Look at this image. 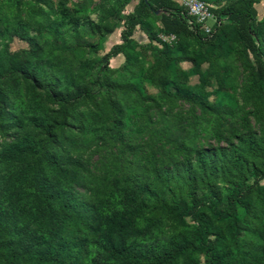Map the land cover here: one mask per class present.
Here are the masks:
<instances>
[{"label": "rangeland", "instance_id": "obj_1", "mask_svg": "<svg viewBox=\"0 0 264 264\" xmlns=\"http://www.w3.org/2000/svg\"><path fill=\"white\" fill-rule=\"evenodd\" d=\"M171 1L183 8L180 0ZM204 1L216 16L215 10L235 0ZM139 4L0 0V152L25 138L46 137L45 126L59 119V106L47 95L52 93L81 104L50 148L62 172L43 166L40 176L72 195L82 220L96 208H119L126 178L169 204L189 205L193 183L197 208L216 220L234 190L258 187L248 200L254 206L264 189V178L253 169H260L264 152V89L259 109L250 91L258 83L254 55L228 19H221L211 40L200 30L199 38L172 35L158 21L161 12L142 13ZM253 10L264 48V0ZM123 42L122 53L108 55ZM18 171L15 164L0 167V213L13 222L14 239L31 243L42 238L45 225L22 210ZM236 205L237 224L217 241L219 252L230 253L229 262L256 215ZM175 219L160 212L150 226L139 221L128 244L160 249L184 238L191 246L176 264H219L201 247L193 218ZM258 240L256 234L250 243Z\"/></svg>", "mask_w": 264, "mask_h": 264}, {"label": "trees", "instance_id": "obj_2", "mask_svg": "<svg viewBox=\"0 0 264 264\" xmlns=\"http://www.w3.org/2000/svg\"><path fill=\"white\" fill-rule=\"evenodd\" d=\"M258 1L235 0L214 11L217 19L225 18L232 22L239 37L254 55L258 83L250 91L257 109L263 103L264 89V48L253 25V4ZM139 5L142 13L153 11L155 14V6L160 9L158 21L169 34H188L196 38L204 35L197 25L187 22L184 9L177 8L171 0H140ZM130 20L132 26L138 24L137 18L131 16ZM219 31L220 26L208 39L217 37ZM124 47L125 42L115 45L108 55L116 56L122 53ZM47 95L57 103L60 111L58 121L45 126L46 137L25 138L0 152V167L15 164L19 168L15 181L26 202L22 210L38 224L45 225V230L42 238L35 242L28 243L21 237L14 239L13 235L17 233L13 222L9 216L0 213V264H176L179 257L185 255L191 246L184 238L160 249H136L127 242L139 221L150 226L152 219L160 212L176 216L175 220L181 223L184 222L183 219L191 216L197 223L201 247L210 249L211 256L217 263L235 264L239 261L243 264L246 261V264H264V227H261L264 222V189L258 193L254 206L248 201L254 196L253 191H259L258 187H251L253 191L249 192L239 193L234 190L230 195V202L222 210L223 216L216 220L203 209L197 208L193 183H189L187 187L189 205L182 202L169 204L158 198L147 186L126 178L124 189L117 200L119 208L105 212L96 208L91 218L82 220L74 213L75 200L72 195L55 190L40 176L43 166L58 173L62 172L50 148L60 139L67 127L69 116L81 104V100H70L52 93ZM258 158L260 169L257 166H253V169L256 176L264 178V152ZM149 197L152 199L151 203L147 202ZM236 203L245 213L251 214L255 210L256 215H251L253 222H248L250 230H247L246 238L237 243L235 260L229 262L230 253L219 252L217 241L237 224ZM256 234L259 240L251 244L250 239ZM208 236H213L214 240H207Z\"/></svg>", "mask_w": 264, "mask_h": 264}, {"label": "built area", "instance_id": "obj_3", "mask_svg": "<svg viewBox=\"0 0 264 264\" xmlns=\"http://www.w3.org/2000/svg\"><path fill=\"white\" fill-rule=\"evenodd\" d=\"M189 24H195L207 37H211L221 25L210 10L208 4L202 0H180Z\"/></svg>", "mask_w": 264, "mask_h": 264}, {"label": "water", "instance_id": "obj_4", "mask_svg": "<svg viewBox=\"0 0 264 264\" xmlns=\"http://www.w3.org/2000/svg\"><path fill=\"white\" fill-rule=\"evenodd\" d=\"M144 2H146V0H144ZM160 12H161V11H156V13H155V14L157 15V14H159Z\"/></svg>", "mask_w": 264, "mask_h": 264}]
</instances>
